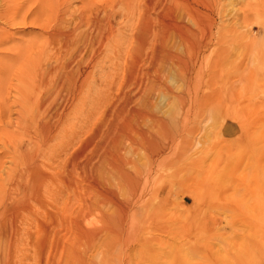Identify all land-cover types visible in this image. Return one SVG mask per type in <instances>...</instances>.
I'll return each mask as SVG.
<instances>
[{
  "label": "rangeland",
  "instance_id": "obj_1",
  "mask_svg": "<svg viewBox=\"0 0 264 264\" xmlns=\"http://www.w3.org/2000/svg\"><path fill=\"white\" fill-rule=\"evenodd\" d=\"M134 3L132 26L124 10L112 11L108 45L126 39L119 53L129 66L116 76L112 51L106 55L112 61L86 65L91 78L73 96L54 93V105L45 106L49 114L41 120L55 129L46 137L20 108L22 101L42 100L37 84L27 82L24 95L15 80L0 79V264H264V0ZM146 13L142 24L151 32L188 34L185 42L175 35L163 45L178 60L153 59L149 42L134 53ZM2 25L15 42L33 41L39 32ZM157 120L169 126L168 137L157 135ZM112 125L133 131L118 154L136 188L130 194L117 186L108 170L92 174L115 188L120 201L133 203L119 238L100 218L114 207L81 169L86 160L97 166L105 158L103 136ZM148 131L157 135L162 154L146 153L135 142L136 132ZM62 133L77 134L70 149L77 166L68 172L73 188L56 176L68 179L62 170L68 158L52 155ZM39 173L44 179L36 183ZM48 181L57 185L52 193ZM12 229L20 232L17 238Z\"/></svg>",
  "mask_w": 264,
  "mask_h": 264
},
{
  "label": "bare ground",
  "instance_id": "obj_2",
  "mask_svg": "<svg viewBox=\"0 0 264 264\" xmlns=\"http://www.w3.org/2000/svg\"><path fill=\"white\" fill-rule=\"evenodd\" d=\"M134 2H136V0H0V3H2V5L0 6L1 24L8 27L21 26L22 28H25L27 26L26 28L37 29V31H39L33 41L29 40L30 42H28L27 40L26 43L20 41L15 42L12 39V36L9 34L10 32L8 33L4 29H0V49L1 48L3 49L4 46L7 45L10 46L9 44H12L11 47H8L7 49H5V51L0 52V77H2L0 79L1 80L3 79L5 81V79L10 80L9 78H12L17 83H19L21 86V88L17 89V92L19 94L24 92L25 93L24 95H26V91L28 92L26 88L29 89V87L31 86L30 85L28 87L27 82L29 84L36 83L37 86L36 87L32 86V87L34 88V91L35 90L40 91L41 93L42 100H40L38 103L35 102L34 104H32V102L30 103L29 101L32 99H29L22 101L23 102L22 106L20 105V108L22 109V111L25 112L26 115L27 114L31 115L28 124L31 127L33 126L37 134L39 135L43 134L46 137L49 134V131L54 129L48 126L49 125L48 122L41 120L43 117L45 118V116L48 117L47 115L49 114L45 106L47 104L48 106L49 105L52 106V104L54 105V99H51V96L54 93L60 94L61 92L62 94L63 92H65L66 95L73 96L74 92L79 90L83 86V84L91 78L90 77L91 74L87 70H85L87 69L88 64L91 63L93 65L100 66L101 64H105L107 62L112 61L106 56L108 52L112 51L114 53L113 59L116 62L113 65L112 69H114L116 76L119 75L118 72H121V70L123 71L124 67L127 68L129 66V65L127 66V64L126 66H124L125 62H122L123 58L120 57L122 53L121 54L119 53L124 44V40L126 39H119L117 41H114L112 48H110V46L108 45L113 39L112 37L113 31L111 30L112 11L117 8L120 9L121 11L124 10L126 12L125 13L126 15H124L126 17L125 23H127L128 25L132 22L131 19L134 16V4H135ZM74 3L79 4V7L77 8L75 6L76 9L72 8V5ZM147 19H148V13L145 14V16L141 21V24L139 23L138 25V30L140 34H138V36H136L133 39L135 44L134 53L138 52V48L140 46L148 45L149 42V45L151 44L154 49L153 50L154 53L152 52L153 53L152 55L154 56L153 59H155V55L157 54V56H159L161 59L166 61L174 62L173 61L174 59L178 60V57L176 58L172 53L164 50L163 45L168 38L173 37L175 35H177L180 40L185 42L187 41L186 36L188 34L185 35L179 29L175 30V28H173L172 25L171 28H173L176 32L173 33L172 31L173 29L171 30L174 35L165 29L164 30L160 29L161 31H157V32L156 31L151 32L150 28H148L147 25H146L147 27L146 29L142 24L144 21L147 22ZM118 53L120 55H118ZM128 56L131 57V55ZM133 62L135 63L136 60H134ZM133 62L130 65L134 66ZM151 62L153 65L154 60ZM136 65L137 64H135V66ZM152 65L150 64L149 66L151 67ZM135 66L133 68H135ZM130 67L132 68V66ZM135 69L137 73V67ZM147 72L149 73V71ZM10 82L12 81L10 80ZM32 95L34 94L32 93ZM64 105H65V101H64ZM83 105L86 106L84 102ZM72 106L73 104L71 105V107ZM24 112H21V114ZM17 113H19V111ZM51 115H53V118H56L57 120L60 118L59 114L56 115L54 113ZM66 118L67 116L65 115L63 121L61 117L62 121L60 120L61 121L60 125L65 123ZM85 120L86 122L84 123L85 124L84 127L87 128L89 124L90 116L87 115ZM111 128L110 130L106 131L103 136L105 140L103 150L106 148L105 158L103 160L101 158V161L98 162L97 166L91 164L92 163L91 160H86L82 165L81 169L84 170V175L89 177V180L91 179L92 183L90 184V187L92 188V190H95V192L100 197H102L104 200H107L111 204V206L114 207L112 213L110 214L101 213L100 218L102 222H104L106 226H108L110 232L112 233V235H114V238H119L122 237V233L123 231H125L124 226L126 227L125 222H126L127 213L132 209L133 203H131V205L128 206L129 202H125L124 200L120 201L116 196V191L114 190L115 188L109 186V184L107 186L104 183L105 181L101 183L98 182L97 180H95L96 176H93L92 174L93 171H95L97 175V174L105 173V171L108 170L107 174L109 176L111 175V177H113V179L117 181V186H125L127 190H129L130 194L133 193L136 188V184L133 178L126 170L127 163L118 154L119 148L121 147L119 145L121 142H124L123 138H125L128 135L130 136L131 133L133 134V131H129L130 129L127 126L126 127L113 126V128L112 129ZM155 128L157 135L160 137L163 136L164 138L168 137L172 132L169 126L166 125L164 121H160V120L156 121ZM178 132H180V130ZM136 134L138 141L136 140L135 142L136 143L138 142L139 147L141 146L142 149L146 150V153L148 152L154 153L162 150L161 149L162 145L157 140L156 134L154 136L149 131L136 132ZM76 135H77L76 133H71L70 135H66L65 133L60 134L58 137L60 141L59 146H57V148H54L56 150L52 151L53 152L52 155H54L53 157L56 159L64 156L67 161L68 158L67 166H65L66 165L65 163L61 165L63 166L65 164L64 165L65 168L64 167L62 168L59 165H58L59 167L57 166L58 168H62V170L64 171L63 173H65V175L68 172L72 173L76 168L74 167V165H76L75 155L70 152L71 147H73L74 143L77 141ZM51 136L49 135V137ZM130 139L131 141L133 140L132 138ZM5 141L6 139L4 140V142ZM162 151L161 154L163 153ZM48 168L51 167L48 166ZM69 173H68V179L66 180L62 179L63 175H60L59 173L56 176H58V178H60L59 176H61L60 180L62 181L59 182L60 183L63 182V186H66L68 188H73L74 184L72 181V175H70ZM40 175L41 174L39 173V176ZM43 179L44 177L41 175L40 177H38V179L36 178L34 181L36 183H39L40 180ZM48 182L50 183V185L48 183L47 192L52 193L57 189V185L54 182L51 181ZM29 218H31V215L29 216ZM90 220L89 221L87 220L86 222L87 225L91 223ZM28 221L38 223L36 219L33 220L29 219ZM82 229L83 230H79V232L83 233V235L89 233V230L86 231L84 230L83 227ZM11 233L13 237L17 238L20 232L18 231V229H12ZM118 242L116 244H118ZM115 246L113 245L114 248ZM67 257H69V255Z\"/></svg>",
  "mask_w": 264,
  "mask_h": 264
}]
</instances>
